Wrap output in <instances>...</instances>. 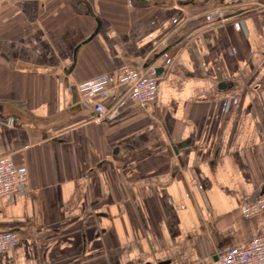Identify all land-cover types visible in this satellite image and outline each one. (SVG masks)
Here are the masks:
<instances>
[{
    "label": "crops",
    "instance_id": "crops-1",
    "mask_svg": "<svg viewBox=\"0 0 264 264\" xmlns=\"http://www.w3.org/2000/svg\"><path fill=\"white\" fill-rule=\"evenodd\" d=\"M227 20L212 23L217 10ZM155 101L115 86L154 71ZM106 74L96 119L79 83ZM0 264H213L264 232V0H0Z\"/></svg>",
    "mask_w": 264,
    "mask_h": 264
},
{
    "label": "built area",
    "instance_id": "built-area-1",
    "mask_svg": "<svg viewBox=\"0 0 264 264\" xmlns=\"http://www.w3.org/2000/svg\"><path fill=\"white\" fill-rule=\"evenodd\" d=\"M224 10H217L206 16L213 23L225 21ZM106 74L97 75L85 80L77 86L81 98L92 102L96 119L112 120L117 112L114 104L106 105L95 100L105 93L109 84ZM115 86L123 90V96L136 101L141 106L152 104L157 96L158 80L154 71L145 73L141 69L128 66L121 67L115 77ZM29 178L25 167L16 166L7 154L0 155V197L11 196L20 190H28ZM239 210L245 217L253 216L264 210V191L250 202L240 205ZM18 241L16 234L8 231L0 232V252L12 248ZM213 264H264V232L256 233L246 242L227 247L216 254Z\"/></svg>",
    "mask_w": 264,
    "mask_h": 264
},
{
    "label": "water",
    "instance_id": "water-1",
    "mask_svg": "<svg viewBox=\"0 0 264 264\" xmlns=\"http://www.w3.org/2000/svg\"><path fill=\"white\" fill-rule=\"evenodd\" d=\"M163 67L161 66V65H158V66H156V67H154V74H155V76L157 77V76H159V74L162 72V69Z\"/></svg>",
    "mask_w": 264,
    "mask_h": 264
}]
</instances>
